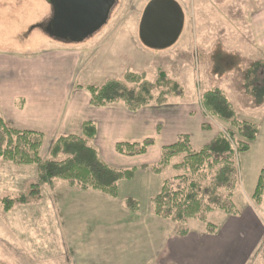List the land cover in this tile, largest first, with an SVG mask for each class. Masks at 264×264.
Segmentation results:
<instances>
[{
  "label": "rangeland",
  "instance_id": "obj_1",
  "mask_svg": "<svg viewBox=\"0 0 264 264\" xmlns=\"http://www.w3.org/2000/svg\"><path fill=\"white\" fill-rule=\"evenodd\" d=\"M149 1L114 0L106 23L93 35L83 41L63 42L51 38L44 30L51 15L44 0H0V57L44 59L55 51L80 52L84 65L79 64L72 75L76 86L100 87L108 80L123 81L126 73H135L144 74L145 80L153 84V100L166 89L157 86L162 76L165 77L160 81L163 86L175 82L181 87V95L167 98L160 106L153 101L132 114L145 109L155 111L168 107L170 110L177 106L175 104L189 99L197 104L204 92L226 88L225 94L237 118L253 124L257 135L249 144V150L237 156V184L232 195L237 214L232 216L215 211L208 214L207 222L219 228L224 219L240 218L245 213L244 217L251 211L264 219V198L259 205L252 201L257 177L264 165L263 47L259 46L261 42L255 34L258 28L250 17V13L264 5V0H222V7L215 0H174L182 9L184 23L178 40L164 50L149 49L138 38L140 18ZM211 19L217 22L213 23ZM257 68L261 69L260 76H256ZM225 80L226 83H221ZM228 87H232L231 90ZM116 106L127 111L121 104ZM202 116L212 123H207L211 131L205 130L209 132L205 137L211 138L213 125H218L213 118L203 113ZM236 139L241 140L238 136ZM53 141L44 146L40 154L42 159H50ZM92 141L94 139L90 140L89 146L95 149ZM180 159L174 158L173 163ZM174 174L176 172L168 167L163 176L169 178ZM36 182L35 165L0 161V264H71L66 258V241L72 235L63 229L67 226L60 204L63 194L54 190L61 183L68 185L58 181L32 190L31 185ZM20 197H24L25 204L19 203ZM5 199L12 201L9 211L4 210ZM79 222L73 224L72 230L82 226ZM186 225L192 229L205 228L196 220H189ZM179 230L174 227V232ZM246 258L245 264H264V240L257 241Z\"/></svg>",
  "mask_w": 264,
  "mask_h": 264
},
{
  "label": "crops",
  "instance_id": "obj_2",
  "mask_svg": "<svg viewBox=\"0 0 264 264\" xmlns=\"http://www.w3.org/2000/svg\"><path fill=\"white\" fill-rule=\"evenodd\" d=\"M215 1L222 7V0ZM250 17L258 28L255 34L261 48L264 45V5L250 13ZM49 54V58L44 59L0 57V113L6 122L16 130L41 133L40 154L44 146L50 145L58 136H81L83 123L91 122L96 128L92 142L100 159L115 169L137 168L132 180L118 183L117 198L62 183L54 187L63 194L60 204L67 220L66 229H63L72 235L66 241L69 262L245 264L257 241L264 240V219L261 220L257 212L224 219L216 235L206 233L205 228L192 229L187 225V233L180 235L174 232V226L168 220L153 216L150 208V201L159 192L161 182L168 179L163 176L168 167L159 175L150 169L158 163L160 149L174 144L181 134L188 135L192 145L205 146L227 125L212 119L218 126L213 125L211 138L205 137L211 131L207 124L211 122L203 118L199 101L195 104L190 99L178 103L181 105L175 104L177 106L170 110L168 107L155 111L145 109L137 114L116 105L91 108L89 94L83 86L77 88L72 80L74 71L82 63V53L55 51ZM47 71L51 73L48 75ZM260 71L256 69V76H260ZM215 89L225 94L226 88ZM202 126H207L208 131L202 130ZM146 138L154 139V143L141 156L126 157L112 149L116 143H139ZM142 166L147 168L141 169ZM126 199L137 201L139 209H127L124 206ZM78 222L82 226L72 230L73 224Z\"/></svg>",
  "mask_w": 264,
  "mask_h": 264
},
{
  "label": "trees",
  "instance_id": "obj_3",
  "mask_svg": "<svg viewBox=\"0 0 264 264\" xmlns=\"http://www.w3.org/2000/svg\"><path fill=\"white\" fill-rule=\"evenodd\" d=\"M262 54L264 56V46ZM164 78L162 76L157 81V86L166 89L154 100L151 95L154 86L145 80L144 74L126 73L123 81L111 79L100 87L87 86L84 89L90 96L91 108L121 104L133 113L153 101L160 106L167 98L181 95L182 90L177 83L163 86L160 81ZM200 107L205 116L217 119L231 129L219 131L208 144L198 149L191 145L188 135L181 134L174 144L160 149L158 163L150 167L157 175L167 167L176 172L173 177L161 182L159 192L150 201V208L153 216L168 220L174 227L180 228V235L187 233L185 226L189 220L202 223L206 233L215 234L217 227L207 222L209 213L222 211L227 215L237 214L232 201L238 176L237 156L249 150V144L257 135V128L253 124L237 118L231 103L219 89L204 92L200 97ZM201 128L204 131L208 129L207 126ZM95 136V125L85 122L81 136L56 137L50 147V159L44 160L40 156L43 135L16 130L0 114V161L35 165L37 182L31 185L32 190L59 181L83 191H96L117 198L118 183L132 180L137 168L115 169L105 164L97 150L89 146ZM237 136L241 140H237ZM153 143L152 139H145L141 143H118L115 151L126 157L141 156ZM177 157H181L180 161L172 164ZM263 198L264 165L259 171L252 201L259 205ZM18 201L20 204L26 203L24 197ZM3 203L4 210L9 211L12 201L5 199ZM124 206L131 211L139 208L138 202L133 199H126Z\"/></svg>",
  "mask_w": 264,
  "mask_h": 264
},
{
  "label": "water",
  "instance_id": "obj_4",
  "mask_svg": "<svg viewBox=\"0 0 264 264\" xmlns=\"http://www.w3.org/2000/svg\"><path fill=\"white\" fill-rule=\"evenodd\" d=\"M53 5L55 20L45 27V32L60 35L75 34L72 41H83L88 34L97 31L106 23L108 8L113 0H44ZM184 16L174 0H150L145 6L139 26L140 43L154 50H164L178 40ZM87 29L88 32L84 33Z\"/></svg>",
  "mask_w": 264,
  "mask_h": 264
},
{
  "label": "flooded vegetation",
  "instance_id": "obj_5",
  "mask_svg": "<svg viewBox=\"0 0 264 264\" xmlns=\"http://www.w3.org/2000/svg\"><path fill=\"white\" fill-rule=\"evenodd\" d=\"M48 5L51 9V15H50V18L46 21L45 27H47L51 21L55 20L53 5H51V4H48ZM113 5H114V0L108 8V15H109V12H110L111 8L113 7ZM108 15H107V18H108ZM106 21H107V19H106ZM86 32H88L87 29L84 30V33H86ZM54 33H55V35H52L53 36L52 38L55 40H58V41H63V42H71V40L75 37V34H71V33H67V32H62V33H60V35H57L55 31H54ZM94 33L95 32H92L91 34H88L87 36L89 37V36L93 35Z\"/></svg>",
  "mask_w": 264,
  "mask_h": 264
}]
</instances>
